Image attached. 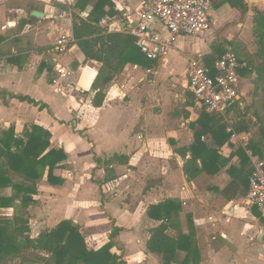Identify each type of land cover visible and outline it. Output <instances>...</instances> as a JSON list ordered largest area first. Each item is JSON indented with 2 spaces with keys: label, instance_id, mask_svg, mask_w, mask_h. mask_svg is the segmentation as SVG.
Returning a JSON list of instances; mask_svg holds the SVG:
<instances>
[{
  "label": "crops",
  "instance_id": "1",
  "mask_svg": "<svg viewBox=\"0 0 264 264\" xmlns=\"http://www.w3.org/2000/svg\"><path fill=\"white\" fill-rule=\"evenodd\" d=\"M110 1L118 13L102 17L99 25L106 32L127 34L125 27L134 24L136 11L145 0ZM77 2L0 0V137L10 126L19 137L25 128L37 124L51 134L49 149H61L67 157L63 167L53 171L64 179L63 184H48L47 169L36 180L37 193L32 194L33 202L27 207L30 230L41 226L40 232L70 218L80 231L88 232V239L95 242L92 249H97L108 241L112 224L122 228L116 237L131 232L119 218L130 216L127 219L132 229L145 225V264H160L159 257L147 252L145 242L148 229L161 221L150 218L147 212L152 205L177 199L178 206L165 220L167 233L173 237L190 236L199 248L198 264H264L263 251L253 254L255 243L264 249V224L254 215L252 206L245 204L246 193L232 201L220 195L231 180L227 168L239 166L238 156L232 155L229 164L215 175L201 170L199 160L198 171L189 178L183 164L190 153L177 152L188 148L194 132L200 130L196 123L200 106L187 86L188 62L212 56L221 37L234 40L252 55L253 63L239 73L240 99L243 105L253 104L249 113L264 124V117L260 116L264 103V37L262 40L263 32L255 27L252 9L263 11L264 5L251 7L249 0H244L247 8L242 11L231 7L227 0L211 1V24L205 37L179 36L169 53L153 65L128 61L108 82L109 69L101 62L86 59L74 42L63 51L58 50V39L63 35L72 37L73 13L81 18L97 14L93 9L96 0L80 2L85 5L83 9ZM34 10L43 17L31 15ZM218 11L230 21L214 32ZM61 12L68 15L57 18ZM232 24L237 32H229ZM155 28L164 32L157 25ZM57 64L65 69V77L59 76ZM98 91L104 97L102 104L95 106L93 98ZM16 96H27L38 104L20 101ZM234 132L238 138H229V144L218 148V152L229 157L240 147L251 168L246 144L254 134L253 128ZM10 176L13 181L22 180L13 172ZM109 185L117 186L115 191L120 189L113 199L101 194L109 195ZM125 191L137 202L133 210L126 203L119 205ZM12 195L11 186L0 189V196ZM0 213L10 217L13 207L0 208ZM254 219L260 222L259 230L255 229ZM203 252L208 255L206 262L202 260ZM185 255L186 251L177 250L176 260H183Z\"/></svg>",
  "mask_w": 264,
  "mask_h": 264
},
{
  "label": "trees",
  "instance_id": "2",
  "mask_svg": "<svg viewBox=\"0 0 264 264\" xmlns=\"http://www.w3.org/2000/svg\"><path fill=\"white\" fill-rule=\"evenodd\" d=\"M89 0H78L77 6L83 9ZM80 2L84 4L81 6ZM233 8L245 11L247 8L244 0H227ZM107 10H104V7ZM97 13L95 17L89 14L87 18H81L78 14H72V37L74 43L83 52L86 59L101 62L106 66L110 75L108 82L119 74L128 61L149 67L156 62L149 61L133 44V37L119 32H106L99 21L105 16H115L118 11L110 0H96L93 6ZM254 22L257 30L264 33V10L254 9ZM256 30V29H255ZM235 51L239 60H245L248 65L253 63L252 55L236 42L221 40L214 45L213 55L204 57V65L211 66L228 48ZM103 93L98 91L93 104L100 106L103 101ZM20 101H26L33 105L38 103L27 96H16ZM200 106L199 117L196 123L200 130L194 132L193 143L188 147L177 149L182 155L190 153V157L183 164L184 174L189 178L193 171H198V161L201 162V170L215 175L225 168L232 155L239 158V166L230 165L227 172L231 176L230 182L220 191V195L232 201L245 195L251 168L247 167L248 159L244 151L238 147L229 157L219 154L218 148L229 144L230 133L226 130V123L217 114ZM43 105H40L42 108ZM234 113L231 125L234 131L248 132L249 122L246 120V112L238 107H233ZM0 137V189L11 186L14 195L11 197L0 196V208L13 207L10 217L0 213V264L13 258L21 252H42L52 259L53 264H127L122 255L113 253V239L122 230L112 224L108 235V241L97 249H89L86 245L85 235L72 219H63L51 228L40 231L36 236L30 234L28 205L33 202L32 194L37 193L36 180L40 179L47 169V183L61 185L64 179L56 176L55 168L63 167L67 159L63 150L49 149L51 134L43 127L32 124L25 128L22 136L14 135V128L10 126ZM202 136H206L202 140ZM246 148L250 149L258 158H264V126L260 125L259 135L253 134L247 142ZM10 172L21 177V181H13ZM18 200L19 203L15 204ZM178 206L177 199H167L161 203L152 205L148 209V216L161 222L148 229V237L145 242L147 252L157 254L160 264H198L199 250L193 244L190 236L179 235L173 237L167 233L165 220L172 209ZM253 213L264 223V215L256 206H252ZM177 250L186 251L183 260H176ZM44 256L42 259L44 260ZM177 261V262H176Z\"/></svg>",
  "mask_w": 264,
  "mask_h": 264
},
{
  "label": "built area",
  "instance_id": "3",
  "mask_svg": "<svg viewBox=\"0 0 264 264\" xmlns=\"http://www.w3.org/2000/svg\"><path fill=\"white\" fill-rule=\"evenodd\" d=\"M67 15L61 12L57 18ZM210 24L211 0H145L136 11V21L126 26L125 32L133 37L134 45L146 59L157 62L169 53L179 36L203 38ZM156 25L164 32L155 28ZM70 42L74 39L63 35L57 40L58 50L63 51ZM245 67L247 63L239 60L230 47L211 66L204 65L199 59L189 60L187 86L194 101L227 122L234 113L233 107L243 108L239 73ZM55 69L60 77L66 76L65 69L58 64ZM226 130L230 140L238 138L229 122ZM246 154L251 172L244 201L248 206H256L264 215V158L256 157L250 149Z\"/></svg>",
  "mask_w": 264,
  "mask_h": 264
},
{
  "label": "rangeland",
  "instance_id": "4",
  "mask_svg": "<svg viewBox=\"0 0 264 264\" xmlns=\"http://www.w3.org/2000/svg\"><path fill=\"white\" fill-rule=\"evenodd\" d=\"M248 3H249V5H251V7H252V5H264V0H260L259 2H256V3H251V1L249 0ZM252 9H255V8L252 7ZM227 21H230V18H228L225 13L222 14V12H220V11L216 12V20L214 21V27H213L214 32H216L217 28L220 29L222 27V24L227 22ZM237 30L238 29H235V27L233 25L231 27V29L229 30V32H232V31L237 32ZM243 30L246 31L247 28L245 27ZM260 37L262 39L264 37V34L261 33ZM220 39L224 40L223 37H221ZM261 44H262V42H261ZM254 67H256V66H254ZM256 80H258V78H256ZM256 91H257V89H256ZM246 99H247V97H244L245 103H246ZM262 101H264V100H262ZM252 105L253 104H244L242 110L246 112V120L249 122L250 127L253 128L254 134L259 135L260 125L264 126V124L261 121H259L258 119L254 120L252 115L249 113V109L251 108ZM233 115H236V113H233ZM233 115L230 116L229 119L227 120V122H229L230 125H231ZM260 116L264 117V103L262 104V110L260 111ZM262 120H264V118ZM224 122L227 125V122L226 121H224ZM260 122H261V124H259ZM66 169H72V168H71V166H67ZM67 175H69V174H67ZM116 187L117 186H114V185L106 186V189H107L106 192H109V195H106L104 192V194L101 193L102 196L103 197L108 196L107 199H113V197H112L113 195H115V197H117L120 193V189H117V191L113 190ZM125 192L127 193V191H125ZM136 196L137 195L135 194L134 197L136 198ZM101 202L103 203V200H101ZM115 203L118 206L117 202H115ZM122 203L128 204L129 206H127V208L129 210H133L132 208L134 207V205H137V204H135V203H137L136 200H134L132 198V196L128 193L123 195V198L121 200H119V205H122ZM143 212L144 211H142V214H143ZM140 213H141V210H140ZM29 215H31V214H29ZM129 217L130 216H124V215L119 216L123 225L129 227L128 230H130L131 232L124 233V236L120 235V236L116 237L114 239L115 240V246L111 249V251L113 253L122 255V258L127 262V264H143L144 260L142 257H143L145 252H144V248L142 245V240L144 239V233H145L144 227H145V225L142 226L141 229L134 230V229H132L133 228L132 223H130V220L127 219ZM124 219H127V220H124ZM259 223H260L259 221L254 219V224H255L256 230H259V227H258ZM40 227L41 226H38L33 232H32V230H30V234L32 236L37 235L39 233L38 230L40 229ZM81 232L85 235V239H87V242H86L87 247L89 249H92V247L95 246V244H94L95 242L93 243V242H91V240L88 239L89 234L86 230H84V231L81 230ZM257 234L258 233H255L254 241H256ZM256 245L257 244L255 243V246L253 247V251H254L253 254L254 255L263 254L264 249L261 246L258 248V246L256 247ZM198 250H199V248H198ZM202 250H205V249L202 248ZM262 251H263V253H262ZM151 255H155V256L159 257L156 254H151ZM43 256L45 257L44 260L42 259ZM141 258H142V260H141ZM155 259H157V258H155ZM202 260L204 262H206V260H208V255L206 252L202 253ZM159 262H160V259H159ZM4 264H53V261L51 258H49L48 255H46L42 252H31V250H26L24 252L19 253L18 255H15L13 258L8 259ZM144 264H145V261H144Z\"/></svg>",
  "mask_w": 264,
  "mask_h": 264
},
{
  "label": "water",
  "instance_id": "5",
  "mask_svg": "<svg viewBox=\"0 0 264 264\" xmlns=\"http://www.w3.org/2000/svg\"><path fill=\"white\" fill-rule=\"evenodd\" d=\"M211 1H214V0H211ZM250 1L251 3H256V2H259L260 0H250ZM31 15L39 17V18L43 17V14L41 12H38L35 10L31 12Z\"/></svg>",
  "mask_w": 264,
  "mask_h": 264
}]
</instances>
